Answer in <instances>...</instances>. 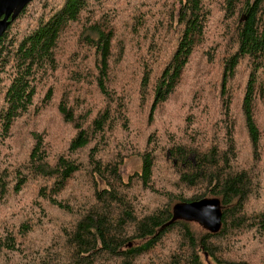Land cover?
Instances as JSON below:
<instances>
[{
    "label": "trees",
    "instance_id": "obj_1",
    "mask_svg": "<svg viewBox=\"0 0 264 264\" xmlns=\"http://www.w3.org/2000/svg\"><path fill=\"white\" fill-rule=\"evenodd\" d=\"M33 1L0 37V263L264 264V0H40L26 16ZM51 112L73 130L60 152L13 139ZM204 197L217 232L163 227Z\"/></svg>",
    "mask_w": 264,
    "mask_h": 264
},
{
    "label": "rangeland",
    "instance_id": "obj_2",
    "mask_svg": "<svg viewBox=\"0 0 264 264\" xmlns=\"http://www.w3.org/2000/svg\"><path fill=\"white\" fill-rule=\"evenodd\" d=\"M39 1L40 0H35L31 3V5H28V10H27L28 14H26V16H29L31 12L34 11L35 6L37 2ZM50 3L52 4V9H54L61 3V0H51ZM52 9H50V11H52ZM23 25L24 23H23L22 17H20L18 21H16L15 23L13 22L12 28L15 30L17 26L21 29ZM192 69L193 67L190 68L188 76L192 73ZM189 82L190 80L187 81L188 84ZM189 90L190 88L185 89L180 99L183 98L186 95L187 91ZM178 97L179 95L176 97L175 103H178L179 101ZM169 108L170 106L166 107V112L168 113H170ZM170 116L171 114L164 115L162 118L163 120H166ZM16 126L17 127L14 129L13 134H12L14 135L13 139L23 143L26 146L27 145L26 141L31 140L30 131L34 130V131L44 133L45 138L48 140L49 145H51L52 153L60 152L62 150L63 145H65L67 139L73 134V130L70 126H67V125L63 126L61 122L57 121L56 113L54 112L46 113L45 116H40L38 118H35L33 119V121H30V120L20 121L19 124H17ZM45 133H47L48 135ZM140 166H141V161L138 155L127 157L125 161L120 165V173L123 179L126 180L130 174L134 173L135 171H139ZM163 179L165 178L163 177ZM163 182H165V180H163ZM254 207L257 208L258 205H256L255 202L253 203L251 201L250 206L248 207V210L251 211L253 210ZM43 238L44 240H46L48 237L43 236ZM0 264H3V263L1 262Z\"/></svg>",
    "mask_w": 264,
    "mask_h": 264
},
{
    "label": "water",
    "instance_id": "obj_3",
    "mask_svg": "<svg viewBox=\"0 0 264 264\" xmlns=\"http://www.w3.org/2000/svg\"><path fill=\"white\" fill-rule=\"evenodd\" d=\"M31 0H0V37L24 6ZM194 221L210 232H217L221 226L222 211L220 200L204 197L195 201L177 202L172 207L171 218L163 225L168 226L175 220Z\"/></svg>",
    "mask_w": 264,
    "mask_h": 264
},
{
    "label": "flooded vegetation",
    "instance_id": "obj_4",
    "mask_svg": "<svg viewBox=\"0 0 264 264\" xmlns=\"http://www.w3.org/2000/svg\"><path fill=\"white\" fill-rule=\"evenodd\" d=\"M28 3H29V2H28ZM28 3H27V4H28ZM27 4H26V5H27ZM26 5H25V6H26ZM25 6H24V7H25Z\"/></svg>",
    "mask_w": 264,
    "mask_h": 264
}]
</instances>
